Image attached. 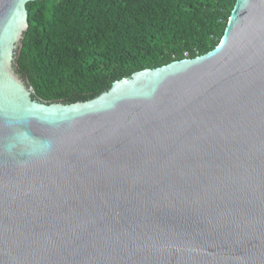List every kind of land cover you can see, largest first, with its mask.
<instances>
[{
	"label": "water",
	"instance_id": "95a60500",
	"mask_svg": "<svg viewBox=\"0 0 264 264\" xmlns=\"http://www.w3.org/2000/svg\"><path fill=\"white\" fill-rule=\"evenodd\" d=\"M0 0V264H264V0L208 52L96 97H32Z\"/></svg>",
	"mask_w": 264,
	"mask_h": 264
},
{
	"label": "trees",
	"instance_id": "16d2710c",
	"mask_svg": "<svg viewBox=\"0 0 264 264\" xmlns=\"http://www.w3.org/2000/svg\"><path fill=\"white\" fill-rule=\"evenodd\" d=\"M236 0H34L14 67L32 97L92 99L145 68L214 48Z\"/></svg>",
	"mask_w": 264,
	"mask_h": 264
}]
</instances>
